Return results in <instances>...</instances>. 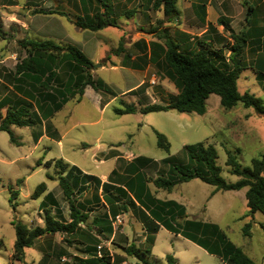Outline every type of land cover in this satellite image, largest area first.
Instances as JSON below:
<instances>
[{
	"label": "rangeland",
	"instance_id": "1",
	"mask_svg": "<svg viewBox=\"0 0 264 264\" xmlns=\"http://www.w3.org/2000/svg\"><path fill=\"white\" fill-rule=\"evenodd\" d=\"M181 1L186 4L187 0ZM204 1H210L213 8L224 7L232 15L230 24L226 25L218 20L215 21V31H209V36L214 38V41L207 42L214 49L222 48L224 64L230 65L228 56L231 53L229 49L233 40L229 32L239 33L246 30L245 1L253 3L255 0ZM77 3L78 0H42L38 3V8L69 12L68 15L74 18ZM94 3L99 6L96 0ZM117 3L114 5L115 13L120 12V5ZM134 4L136 9L141 10L144 8V4H147L148 7L149 3L144 0H135L132 5ZM256 4L260 15H263L264 0H258ZM241 6H243L242 10ZM177 7L180 9L179 3ZM33 9L34 6H29L28 0H0V23L9 37L6 40H0V100L3 97L15 99L16 93L20 98L33 100L25 86L21 90L14 86L15 64L25 54L17 44L18 39L35 37V40H52L60 45L71 44L83 48V52L88 58L94 60L105 54L104 51L108 50L111 42L98 43L96 41V45L90 48L84 47V42L91 43L93 39H101L104 36L113 39L118 33V30L113 27H106L101 31L81 29L69 17L58 14L33 15ZM149 13L154 21L153 25L146 24L142 20L141 11H138L133 17L134 21L129 20V23L122 27L124 35L121 40L124 46L134 37L141 38L142 40L138 42L145 43L149 39L147 33L150 28L170 27L173 30L178 26L177 22L168 25L165 20L161 21L159 18L161 12L150 10ZM2 17L17 18L23 21L27 28L21 29L10 22L4 23ZM190 26L192 32L190 36L194 38L191 43L197 47V41L206 38L204 37L206 33L201 32L199 28L202 25L200 24ZM170 29H167L169 33ZM33 30H36L38 34L34 35ZM112 53L113 50L107 53L105 58L93 62L91 73L104 80L117 93L135 81L126 79L124 82L120 70V72L114 71V69L106 67L95 71L97 66L102 63L109 66L108 61L111 62L109 57ZM242 55L240 60L247 68L240 73L237 79L238 91L241 94L248 92L264 100L262 87L264 80L263 83L258 81L255 78L256 73L250 67L255 59V54L244 48ZM151 72L158 80V83L153 86L157 90L161 88L160 91L164 95L163 100L165 103L169 102L177 94V89L167 78H160L161 73L157 71V67L151 66ZM102 95V102L111 98L105 91ZM151 95L153 94L151 93ZM156 95H159V92ZM120 99L122 98L111 99L103 111L97 107V95L90 87L80 101H76V98L70 99L62 109L48 119L59 133V142L43 135L46 134L45 120L31 127L12 126L14 142L10 140V135L7 132L0 131V264H41V259L45 255L46 260L52 264L62 261L72 262L74 258L84 256L83 248L76 242L80 238H87L90 241L89 244L95 243L100 246L101 253L106 251L111 255L112 264L123 260H126L127 264H141L135 257L126 255L122 247H118L110 240L88 230L87 226L90 225L94 215L102 217L107 210L102 197L101 203L90 206L92 211L88 212L85 222L80 223V230L77 234H46L37 238L32 246L24 249L22 260L13 258L15 228L12 222H20L31 228L43 226L44 209L48 208V212L53 215L55 212L53 206L61 213L62 220H69V209L58 184L57 169L52 165L45 167L44 162L47 160L61 159L67 164L64 176L72 171V165L82 169L83 174L100 176L104 173L108 174L117 166L114 158L104 159L105 155L113 153L112 149L125 153L126 158L123 159V162H119L122 167L124 163L128 162L127 159L137 155L154 159L174 156L177 164H183L187 161L183 147L204 142L212 144L217 150L216 163L221 168L220 175L225 181L234 182L238 177L230 174L229 167L225 164L227 151L235 154L236 160L242 166L249 165L253 157L264 155V118L255 114L252 108H244L241 103L231 109H225L220 105L219 97L210 94L206 100L207 107L203 115L194 112H179L174 109L165 112L142 114L136 112L119 115L114 112L113 108L121 107ZM122 100L132 103L136 107H142L150 102V96L142 90H138ZM33 105V109L38 110L42 115L39 104L35 102ZM35 105L37 106L35 107ZM5 112L6 107L0 109L2 115ZM153 129L165 135L170 145L168 152L157 147ZM41 135L43 136L40 138ZM34 136H38L39 141L35 142ZM38 160L41 161L39 166L36 165ZM168 167L169 164L163 167L162 174L167 173ZM144 170V174L147 175L148 170ZM48 175H51L52 179L48 178ZM85 180L87 179L85 178ZM42 182L46 184V190L38 197L33 198L32 194L36 186ZM86 184L88 183L86 182ZM90 188L91 185L88 184V196L95 187ZM74 190L76 191V188ZM213 190L212 185L195 178L188 182L178 183L170 193L159 190V195H166L184 206L185 217L176 215L173 218L174 224H182L184 219L215 223L226 237L234 245L240 247L256 264H264V213L255 211L251 217L244 216L248 210L245 188L217 192H213ZM13 191L17 193L15 196L12 195ZM77 195L78 193H75L76 198ZM83 195L84 193L81 197ZM105 195L111 196L107 193ZM46 196H52L51 200ZM43 201L44 205H41ZM128 208L130 209V207ZM118 216L121 217L120 222H116L115 239L124 246H127L129 240L131 242L132 239V242L135 241V246L139 245L143 248L146 243L142 233H146V231L140 226L139 216L131 212H120ZM109 220L113 223L115 217H111ZM247 223H250L249 236H245L242 232L243 226ZM153 236L154 242L149 246L150 255L145 257L150 264H169L166 255L178 259L179 264H229L224 262L220 256L208 253L199 245L180 234L171 233L161 225ZM58 255H61V258H58Z\"/></svg>",
	"mask_w": 264,
	"mask_h": 264
},
{
	"label": "trees",
	"instance_id": "2",
	"mask_svg": "<svg viewBox=\"0 0 264 264\" xmlns=\"http://www.w3.org/2000/svg\"><path fill=\"white\" fill-rule=\"evenodd\" d=\"M28 1L29 6H34L33 15L58 14L69 17L65 11L38 8V3L42 0ZM96 1L99 6L95 5L94 0H80L84 14L76 16L73 23L79 28L91 31H98L107 26H117L116 13L111 4H108L106 0ZM177 1L150 0V9L161 12V21H177L179 18ZM135 12L134 9H131L124 14L130 16ZM161 21L159 22L161 23ZM167 28L160 29L159 27L158 29L154 27L148 31L154 33L161 42V44L159 42L151 43L153 49L151 62L159 67L158 58L160 57L163 75L173 83L177 89V94L166 105L152 103L140 108L120 99L121 107L113 108L116 114H132L136 111L141 113L165 112L174 109L179 112H194L203 115L206 112L208 96L215 94L219 97L220 105L225 109H231L241 103L244 108H252L255 114L264 118V100L248 92L241 94L237 88V79L240 73L247 68L240 60L243 57V49L247 44H251L255 45L252 47L254 52L261 51L264 53V31L263 34L251 35V37H248V33L244 31L239 33L230 31L229 35L233 43L229 49L231 53L228 56L230 63L228 65L224 64L222 48L214 49L204 41H197L198 46L193 51L180 50ZM8 38L7 32L4 31L0 23V40ZM17 44L25 54L15 64L14 86L19 90L25 86L33 100L20 98L16 95L17 93L14 95L15 99L7 97L0 100V109L6 107L4 115L0 113V131L7 132L12 142L15 141L11 131L12 126L31 127L44 120L46 121L44 125L46 135L59 141V133L48 119L62 109L70 99L76 98V101H80L86 86H90L95 91H105L114 96L113 91L102 79L93 77L91 73L93 62L78 47L71 44L60 45L52 40L31 38L18 39ZM120 51H122V41H119L118 46L113 50V54ZM108 64H112V62L108 61ZM252 68L256 73L257 80L263 83L264 59L260 56ZM62 73L66 75V80H62ZM262 87L264 90V85ZM35 102L39 104L42 115L38 110L33 109ZM153 132L156 136L157 147L168 152L170 145L165 135L155 129ZM38 138V136H34L33 140L37 142ZM183 149L187 156L186 163L177 164L174 156L161 159L162 164L167 166L169 164V170L166 174L161 172L154 179H150L156 188L171 191L178 183L188 182L195 178L212 185L214 187L213 192L245 188L248 210L244 216L251 217L255 211L264 213V155L253 157L249 165L242 166L236 160L235 154L227 151L225 164L229 167V173L238 177L234 182H227L220 175L221 168L216 163L218 153L212 144L198 142L185 145ZM140 160L152 162L150 158L144 156L135 157L130 164L139 171L138 163ZM36 165H41V161L38 160ZM44 165L45 167L52 165L57 169L58 184L69 209V220L56 218L48 212V208H45L43 226L31 228L20 222H12L15 228L12 256L16 260H22L24 249L32 246L34 241L41 236L53 233L77 234L80 230V223L85 222L88 218V212L92 211V208L90 205H78L75 193L81 194L87 190L88 184L93 183L95 204L98 205L101 200L98 194L100 190L99 193L109 211L101 219H99L100 217L97 219V221H107L105 230L100 228L98 234L110 236L114 231L109 219L114 218L120 212H124L128 207L134 208L135 202L140 206L139 218L146 231L144 240L146 246L140 248L136 247L134 243H130L122 248L126 255L135 257L141 264H150L145 257L150 255L149 246L154 242L153 235L157 232L159 225L175 235H182L204 248L208 253L220 256L224 262L229 264H256L240 247L234 245L215 223L184 219L182 224H174L173 218L176 215L185 217L184 206L173 200L161 201L156 199L149 190L145 192V182L149 179L143 174L135 175L139 181L137 184L134 182L136 177L132 176L126 177L122 183L116 185L111 183L112 175H109L107 182L102 183L96 176L90 174H82L79 178L73 174L74 167H71L72 171L64 176L67 164L61 159L47 160ZM114 173L115 171H112V174ZM47 177L52 179L51 175ZM85 178L87 180L84 181ZM135 185L137 190L134 189ZM75 188H77V192H75ZM45 190L46 184L44 182L38 184L32 197H38ZM105 193L111 196L108 197ZM16 194V191L12 192V195L15 196ZM46 198L51 200L52 196H46ZM53 204L55 205V203ZM41 205H44V201ZM92 225L95 226L94 221ZM249 227L250 223H247L242 228L245 236L250 235ZM96 251L97 244H88L83 248V257H76L72 262H57L58 264L113 263L111 255L106 251H103L100 257L97 256ZM58 258H61V255H58ZM166 260L169 264H174L171 255H166ZM41 264L52 263L46 260L45 255L41 259ZM116 264H122V262Z\"/></svg>",
	"mask_w": 264,
	"mask_h": 264
},
{
	"label": "crops",
	"instance_id": "3",
	"mask_svg": "<svg viewBox=\"0 0 264 264\" xmlns=\"http://www.w3.org/2000/svg\"><path fill=\"white\" fill-rule=\"evenodd\" d=\"M106 1H107L108 4H111L112 9L114 11H115V6H114L115 3L118 2L117 4L120 5V12L116 13V17H117L116 21H117L118 25L117 26H107V27H113V28L117 29L118 33H117V35H115L113 37V39H110L109 37L104 36L105 38L102 37L101 39L100 38L93 39L91 41V43L90 42H84V45H85L84 47H87V48H90L93 45H96L95 44L96 41L98 43L106 42V41L111 42V46L108 48V50L104 51L105 54H103V56L101 58L97 57L94 60L90 59L94 63L97 62L98 60H101V59L105 58L107 56V53H109L111 50H114L118 46L119 41H122L121 39H122V37L124 35V31H123L122 27L126 26L129 23V20H133L134 15L138 11H141V16L143 17L142 20L146 24H149V26L154 24V21L152 20L151 15L149 13L150 10H151L150 9V0H144L147 3H149V4H148V7H147V4H144L143 5L144 8L141 9V10H139V8L136 9L135 4L132 5L135 2V0H120V1L106 0ZM257 1L258 0H255L253 3L245 1L246 2L245 3L246 4V12H245V15H244V20L246 22L247 28H246V30H244V32L248 33V37L249 36L251 37V35L263 34V31H264V24H263L264 23V12H263V15H260L259 9L257 7L258 5L256 4ZM178 3L180 5V9H179V7H177L178 10H179V18H178V20L173 22V23L171 21L166 22V23L169 25V24H175L177 22L178 26L173 28V30H171L170 27H168L167 29H170V35L175 39V41L177 42V44L179 46V49L182 50V51H193V50H195L197 48L194 43H191L194 38L192 36H190L192 34L190 25H199V24L202 25L199 29H201L202 33H204V34L206 33V35H204V37H206V38L202 39V41L211 42L212 43V40L214 38L212 39L211 36H209V31H212V32L215 31V27H214L215 26L214 25L215 21L218 20L219 22L225 23L226 25L230 24V22H231L230 18H231L232 15H230V12L227 11L224 7L223 8L222 7L221 8H219V7L213 8V5L210 3V1L206 2L204 0H187L186 4H183L181 0H178L177 4ZM75 7H74L75 8L74 18H71L70 15H68L69 18H71L72 22H73V20L75 19L76 16L84 14L80 0H78V3L75 5ZM250 7H252V10H250ZM131 9H134L136 12L133 15L125 16L124 13L127 10H131ZM242 9H243V6H241V10ZM90 14L91 13L89 12V15ZM2 18H3L2 20H3L4 23L10 22L12 24H15L16 26H19L21 29L27 28L25 23L23 21L17 19V18H13V19H7L6 17H2ZM159 18L162 19V15ZM246 18H248V20H246ZM0 20H1V17H0ZM104 28H106V27H104ZM104 28H102V29H104ZM102 29H100L98 31H101ZM33 32H34L33 33L34 35L38 34V32L36 30H33ZM147 34L149 35V39H147V41L145 43L144 42L143 43L142 42L141 43L138 42V41H141L142 39L141 38L137 39V38L134 37L131 41L127 42L128 44L126 46H124V44L122 43V51H120L117 54H113V53L111 54V57H109V59L111 60L112 64H109V66H106L107 64H103L102 63L100 66H97L95 71H97L98 69L101 70V69L106 68V67L114 69V71H119L120 70L121 72L120 71L119 72H120L121 78L124 80V82L126 81V79H128V80L134 79V81H135L133 84L128 85L123 90H121L120 92L116 93L103 80V82L113 91L114 96L109 94L111 96V98H109L107 100H104L102 102L103 91H100V90L95 91L93 89L95 94L97 95V104H98L97 107L99 108L100 111H103V109L106 106L109 105L111 99H113L115 97H119V98L123 99L127 95H132L133 92H136L138 90H142V92H144L145 94H149V96H150V102L145 104V105L152 104V103L166 105L168 103V102L165 103V101L162 98L164 95L160 91L161 88H159V90H157V88L153 86V84L158 83V80L155 77V75L151 72V66L156 67L155 64H153L151 62V59H152V55L151 54H152V50H153L151 43L152 42H159L161 44V42L155 37L154 33H149L148 32ZM34 38H31V39H34ZM254 46L255 45L247 44L246 47H245L250 52H253L255 54V59H254V61H252V65H254V63L259 60L260 56L264 59V53L263 52L258 51L257 49L256 50L258 52H254L252 50V47H254ZM79 49L82 52L84 51L83 48H79ZM158 59H159V63H158L159 67H157V71H159L161 73L160 78H166L163 75L162 63H161L160 57ZM252 65H250L251 68H252ZM61 71H60V73H61ZM253 71H254V69H253ZM93 77H95V76L93 75ZM61 78H62V80H66L67 77H66L65 74L62 73L61 74ZM97 78H99V77H97ZM255 78H256V76H255ZM88 87H90V86H86L84 88V92H83L82 98L84 97L85 93L87 92ZM154 90L156 91V93L159 92V95H156ZM100 93H101V95H100ZM151 93L153 95H151ZM3 98H7V97H3ZM3 98H1V99H3ZM145 105H143V106H145ZM137 108H140V107H137ZM136 112H139V111H136ZM160 112H163V111H160ZM139 113H141V112H139ZM43 135L47 136L46 134H43ZM43 135H41L40 138ZM39 139H38V141H39ZM51 139L55 140L53 138H51ZM59 141H57V142H59ZM112 150H114V151H112L113 153H111L110 155H107V156L105 155L104 159H107L109 157L114 158L117 166L114 169H112L108 174L104 173V174H101L100 176L94 175L100 180L101 183L102 182H107L109 175L110 176L112 175V177L110 179L111 183L118 185V184L122 183V181H124L126 177H132V176H135V175L138 176L139 173L145 175L144 174V171H145L144 169H146V170H148V174L145 175V177L147 179H149V180L147 182H145V188H146L145 192L149 190V192L156 199H159L161 201L173 200V201L177 202V200H174L172 198H168L166 195L160 196L159 195L160 194L159 190H162V189L156 188L153 185L152 181H150V179H154L159 173L162 172L163 167H166L165 164H162L160 162L161 159H154V158L147 157V156H144V155H137V156H144V157L150 158L152 160V162H145L143 160H140L139 163H138V166L140 167V171H139V170H137L135 167H133L130 164L133 161V159L135 157H137V156H134L133 158L127 159L128 162L124 163V165L122 167L121 165H119V162L120 161H122V162L124 161L123 159L126 158V156L124 155L125 153L118 152L115 149H112ZM72 167L77 169V170L74 169L73 174L80 178V176H82V174H83L82 169H80L76 165H72ZM112 171H115V173L112 174ZM134 182L136 184L139 182L137 180V177L134 179ZM90 185H91V188L93 189L94 184L92 183ZM134 189L137 190V186L136 185L134 186ZM88 190L89 189H87L84 192H82V193H84V195L82 197H81L82 193L77 195V198H78L77 199V202H78L77 204L78 205L81 206V205L84 204V205H87V206L88 205L91 206L92 204H95V202H94L95 190L93 189V192H91L89 194V196L87 194ZM172 190L171 191L163 190V191L170 193V192H172ZM77 191L78 190L76 188L75 192H77ZM99 192H100V190L98 191V194H99L100 199H102L101 198L102 195ZM99 203H101V200H100ZM135 203H136V206L134 208H130V209L128 208L124 212L125 213L131 212L132 214H137L139 216V213H140L141 209H140V206H138V203L137 202H135ZM103 204L106 205L105 203H103ZM53 207L55 208V212H54L53 215L56 218L62 219V216H61V213L59 212V210H56L55 206H53ZM106 207H107V205H106ZM85 212H87V211L85 210ZM108 212L109 211H108V207H107V210H105V213L107 214ZM124 212H122V213H124ZM119 217H121V216H119ZM98 218H99V216L96 217V215H94L90 225L87 226L88 230H90L92 233L97 234L98 236H102V237L110 240L111 243H113L114 245H116L118 247H124V245H122L119 241H117L115 239V236H116L115 235V231L113 233H111L110 236H107L106 234H102V233L98 234L100 228H102V229L106 228L105 225L107 223L106 220L97 221ZM101 218L102 217L100 216L99 219H101ZM93 221L95 222V226L92 225ZM140 226H141V228L143 227L141 221H140ZM143 229H144V227H143ZM143 229H142V231H143ZM142 234H143V237H144L143 239L145 240L146 233L143 232ZM76 242H77L78 245H81L82 248L86 247L90 243V241H88L87 238L86 239H81L80 238ZM125 242H126V240H125ZM134 242L135 241L132 242V239H131V242L129 240V243H127V245L130 244V243H134ZM145 246H146V244L143 246V248ZM136 247H140V246L136 245ZM122 264H127V261L123 260ZM174 264H179V260L178 259H174Z\"/></svg>",
	"mask_w": 264,
	"mask_h": 264
},
{
	"label": "built area",
	"instance_id": "4",
	"mask_svg": "<svg viewBox=\"0 0 264 264\" xmlns=\"http://www.w3.org/2000/svg\"><path fill=\"white\" fill-rule=\"evenodd\" d=\"M116 222H120V217L118 216V215H116L115 216V220H113V223H112V227H113V231H115L116 230ZM96 253H97V256H101V250H100V246H97V251H96Z\"/></svg>",
	"mask_w": 264,
	"mask_h": 264
}]
</instances>
